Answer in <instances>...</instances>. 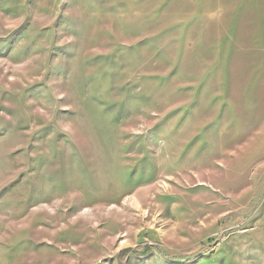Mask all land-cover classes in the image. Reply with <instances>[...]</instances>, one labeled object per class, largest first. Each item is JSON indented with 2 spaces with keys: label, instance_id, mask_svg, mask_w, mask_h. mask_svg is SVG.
I'll return each instance as SVG.
<instances>
[{
  "label": "rangeland",
  "instance_id": "374dc122",
  "mask_svg": "<svg viewBox=\"0 0 264 264\" xmlns=\"http://www.w3.org/2000/svg\"><path fill=\"white\" fill-rule=\"evenodd\" d=\"M120 263L264 264V0H0V264Z\"/></svg>",
  "mask_w": 264,
  "mask_h": 264
},
{
  "label": "trees",
  "instance_id": "16d2710c",
  "mask_svg": "<svg viewBox=\"0 0 264 264\" xmlns=\"http://www.w3.org/2000/svg\"><path fill=\"white\" fill-rule=\"evenodd\" d=\"M123 251H127V250H123ZM149 253V248L146 247L143 251L139 252V251H135L134 254L140 257L146 256ZM121 264V263H120Z\"/></svg>",
  "mask_w": 264,
  "mask_h": 264
}]
</instances>
